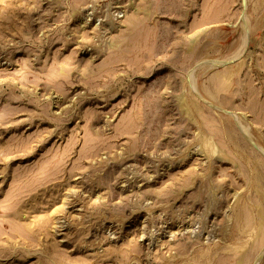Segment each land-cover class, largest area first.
Instances as JSON below:
<instances>
[{
    "label": "rangeland",
    "instance_id": "obj_1",
    "mask_svg": "<svg viewBox=\"0 0 264 264\" xmlns=\"http://www.w3.org/2000/svg\"><path fill=\"white\" fill-rule=\"evenodd\" d=\"M0 264H264V0H0Z\"/></svg>",
    "mask_w": 264,
    "mask_h": 264
}]
</instances>
